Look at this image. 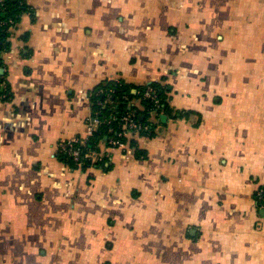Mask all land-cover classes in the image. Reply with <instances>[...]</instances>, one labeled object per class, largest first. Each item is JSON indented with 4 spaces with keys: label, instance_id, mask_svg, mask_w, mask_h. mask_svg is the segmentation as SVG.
Returning a JSON list of instances; mask_svg holds the SVG:
<instances>
[{
    "label": "crops",
    "instance_id": "1",
    "mask_svg": "<svg viewBox=\"0 0 264 264\" xmlns=\"http://www.w3.org/2000/svg\"><path fill=\"white\" fill-rule=\"evenodd\" d=\"M28 3L2 56L0 264H264V0ZM111 80L162 82L172 115L70 169L58 144Z\"/></svg>",
    "mask_w": 264,
    "mask_h": 264
},
{
    "label": "trees",
    "instance_id": "2",
    "mask_svg": "<svg viewBox=\"0 0 264 264\" xmlns=\"http://www.w3.org/2000/svg\"><path fill=\"white\" fill-rule=\"evenodd\" d=\"M33 10L28 3V0H6L5 9L0 11V21H13L16 25L20 22V19L25 14H32ZM10 32L6 26L0 27V69L3 68L2 56L11 50V43L9 42ZM151 86L158 91L161 98V111L165 114L172 115V110L170 108V90L166 85H163L162 82H153L146 86L142 87H133L125 81L111 80L106 81L99 85L91 93V105L92 113L94 116H97L101 119L102 124L94 135L87 141L86 146L77 145L81 149L82 153L86 151H97L101 150V145L112 148L109 145V142L113 138L121 139L126 144L136 149V139L135 138H121L119 133L123 130L124 123L122 118L126 113L134 112V119L136 122L140 123L144 130L139 131L138 136H148L154 137L157 130V125L153 124L150 120L151 114L149 110L153 107V103L149 99L143 97L146 89ZM137 89V93L133 94L132 90ZM113 90L112 100L113 103H110L106 106L100 105L107 98V94ZM103 91V92H102ZM6 95V97L11 96V89L5 73H0V97ZM5 97V98H6ZM139 100L140 107L132 104V101ZM160 119V116L157 117ZM161 123V122H159ZM81 139V138H79ZM83 156V155H81ZM136 156H143L142 151L139 149L136 151ZM58 158L70 169H87L89 167H97L102 170L109 171L111 170L112 165L109 162V159L106 158V155L101 160L91 161L82 159V163L79 164L74 160V158L68 154L58 152ZM264 190V187L261 188Z\"/></svg>",
    "mask_w": 264,
    "mask_h": 264
},
{
    "label": "built area",
    "instance_id": "3",
    "mask_svg": "<svg viewBox=\"0 0 264 264\" xmlns=\"http://www.w3.org/2000/svg\"><path fill=\"white\" fill-rule=\"evenodd\" d=\"M5 3H6V0H0V11L5 9ZM2 26H6V28L10 32V37L13 31L16 29V24L13 23V21H6V22L0 21V27ZM10 37H9V40H10ZM112 93H113V90L107 94V98L105 99L104 102L100 103V105L106 106L110 103H113ZM5 97L6 95H2V98H5ZM143 97L145 99H149L153 103V107L149 110L151 117L152 116L158 117V116H161V114H163V112L160 110L162 104H161V98L157 90L149 86L144 92ZM134 116H135L134 112L126 113L123 116L122 122L124 123V125H122L123 130L121 131V133H119V137L136 138V136H138L139 134V131H142L145 129V127H143L140 123L136 122V120L134 119ZM101 124H102L101 119H99L97 116H94L93 113H91V115L88 118L87 136L84 139H71L68 141L60 142L58 144V152L65 153V154L72 156L74 160L78 162L79 164L82 163L80 161L82 159L91 160V161L101 160L105 155L102 149L99 152L86 151L85 153H82L81 149L76 147L77 145H81L85 147L87 141L94 135V133L98 130ZM109 145H111L112 148L126 149L128 144L123 142L121 139L113 138L110 140ZM256 200L261 205V207H264V190L260 189L258 191V193L256 194Z\"/></svg>",
    "mask_w": 264,
    "mask_h": 264
},
{
    "label": "water",
    "instance_id": "4",
    "mask_svg": "<svg viewBox=\"0 0 264 264\" xmlns=\"http://www.w3.org/2000/svg\"><path fill=\"white\" fill-rule=\"evenodd\" d=\"M0 72L2 73V70L1 69H0ZM161 119H162L163 122H166L168 118L165 115H163L161 117Z\"/></svg>",
    "mask_w": 264,
    "mask_h": 264
}]
</instances>
